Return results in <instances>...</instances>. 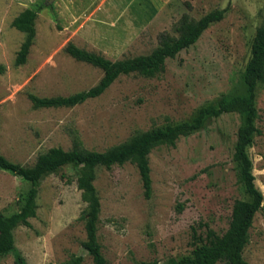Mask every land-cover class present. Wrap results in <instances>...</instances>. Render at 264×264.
I'll return each instance as SVG.
<instances>
[{"label": "rangeland", "instance_id": "1", "mask_svg": "<svg viewBox=\"0 0 264 264\" xmlns=\"http://www.w3.org/2000/svg\"><path fill=\"white\" fill-rule=\"evenodd\" d=\"M42 4L26 60L15 64L24 33L11 25L25 7ZM212 9L223 17L190 46L165 59L154 76L120 74L101 94L70 107L31 105L29 93L67 95L95 84L99 68L65 52L69 43L109 59L149 53L163 31L176 36L182 15L198 19ZM264 24V0H0V153L31 165L51 146L69 149L76 136L87 149L104 150L133 133L191 121L222 97L246 95L242 79L255 30ZM257 132L246 151L255 187L264 195V76L254 90ZM237 112L208 116L175 145L149 152L150 197L129 161L95 169L100 201L97 240L107 264L139 260L165 263L190 253L192 227L221 234L236 198L248 194L232 159ZM78 166L65 165L41 179L30 227L13 229L14 249L0 264H65L71 254L93 264L82 247L86 203L76 185ZM29 182L0 168V212L22 204ZM178 204L182 208L178 210ZM243 256L264 264V206L254 214ZM216 264H224L217 262Z\"/></svg>", "mask_w": 264, "mask_h": 264}, {"label": "trees", "instance_id": "2", "mask_svg": "<svg viewBox=\"0 0 264 264\" xmlns=\"http://www.w3.org/2000/svg\"><path fill=\"white\" fill-rule=\"evenodd\" d=\"M43 7L36 4L25 7L11 20V25L24 33L16 55L15 64L25 62L29 48L35 36V19ZM223 17L221 9H212L193 19L182 15L176 24V36L165 31L159 34V44L149 53L137 54L118 59H109L99 52L79 47L69 43L65 52L72 58L88 63L101 70L98 81L84 90L67 95L38 96L28 94L31 105L38 107H70L101 94L120 74H139L154 76L164 69L165 59L174 57L181 49L193 44L200 33L210 24ZM0 65V72L3 71ZM264 76V24L259 26L252 37L249 56L245 63L242 79L247 87L246 95L222 97L216 104L201 107L191 121H181L165 127L141 130L133 133L127 140L110 146L104 150L87 149L73 137L72 146L64 149L51 146L39 153L31 165H24L7 158L0 153V168L12 172L29 182L22 204L16 212L3 214L0 212V256L14 249L13 229L19 225L30 227L29 218L35 215L33 198L42 178L57 172L65 165L78 166L76 185L81 198L86 203L84 214L85 238L82 247L91 257L93 264H107L97 240V221L100 201L93 184L96 167L106 168L114 164L121 165L132 162L139 173L143 195L150 197L152 180L149 167V152L158 145L173 146L180 136H186L200 128L208 116H218L223 112H237L243 120L237 128L236 140L233 145L232 159L237 180L248 194L247 198H236L231 206L226 229L218 234L212 228L205 226L203 233H197L192 227L193 247L189 254L165 263L153 260H139L130 264H250L243 256V249L249 240V228L254 214L264 206V195L255 187L251 171V160L246 148L250 145L253 135L257 132L255 125L256 110L254 105V90L256 83ZM182 204H178V210ZM82 256L71 254L65 264H81ZM14 264H23L21 255L15 257Z\"/></svg>", "mask_w": 264, "mask_h": 264}]
</instances>
